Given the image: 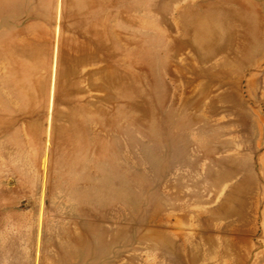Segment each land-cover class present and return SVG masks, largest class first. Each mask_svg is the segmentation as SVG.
Here are the masks:
<instances>
[{
  "label": "rangeland",
  "instance_id": "obj_1",
  "mask_svg": "<svg viewBox=\"0 0 264 264\" xmlns=\"http://www.w3.org/2000/svg\"><path fill=\"white\" fill-rule=\"evenodd\" d=\"M0 264H264V0H0Z\"/></svg>",
  "mask_w": 264,
  "mask_h": 264
}]
</instances>
